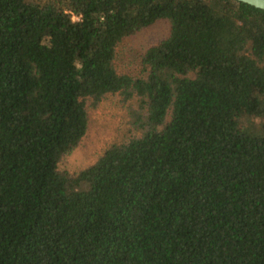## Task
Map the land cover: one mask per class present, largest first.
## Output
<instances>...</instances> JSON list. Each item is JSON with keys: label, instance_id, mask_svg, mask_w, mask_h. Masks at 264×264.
<instances>
[{"label": "trees", "instance_id": "1", "mask_svg": "<svg viewBox=\"0 0 264 264\" xmlns=\"http://www.w3.org/2000/svg\"><path fill=\"white\" fill-rule=\"evenodd\" d=\"M109 93L134 133L59 170ZM0 264H264V9L0 0Z\"/></svg>", "mask_w": 264, "mask_h": 264}, {"label": "rangeland", "instance_id": "2", "mask_svg": "<svg viewBox=\"0 0 264 264\" xmlns=\"http://www.w3.org/2000/svg\"><path fill=\"white\" fill-rule=\"evenodd\" d=\"M167 33L165 21H157L150 27L125 36L115 48L114 65L118 71L138 74L139 56L150 43ZM128 101H133L132 99ZM87 127L76 146L61 156L59 170L75 172L93 162L112 142L126 139L134 131L128 124L125 103L118 93H109L95 104L86 100Z\"/></svg>", "mask_w": 264, "mask_h": 264}, {"label": "water", "instance_id": "3", "mask_svg": "<svg viewBox=\"0 0 264 264\" xmlns=\"http://www.w3.org/2000/svg\"><path fill=\"white\" fill-rule=\"evenodd\" d=\"M240 1L264 9V0H240Z\"/></svg>", "mask_w": 264, "mask_h": 264}]
</instances>
